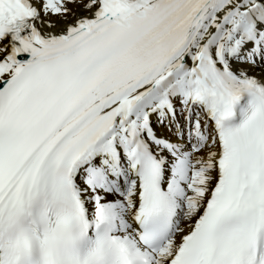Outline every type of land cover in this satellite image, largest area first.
Returning a JSON list of instances; mask_svg holds the SVG:
<instances>
[{"label": "snow or ice", "instance_id": "6c2138e0", "mask_svg": "<svg viewBox=\"0 0 264 264\" xmlns=\"http://www.w3.org/2000/svg\"><path fill=\"white\" fill-rule=\"evenodd\" d=\"M0 264H264V0H0Z\"/></svg>", "mask_w": 264, "mask_h": 264}]
</instances>
